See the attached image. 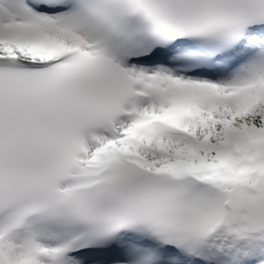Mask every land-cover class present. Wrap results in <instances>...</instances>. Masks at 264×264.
Returning a JSON list of instances; mask_svg holds the SVG:
<instances>
[{
  "label": "snow or ice",
  "instance_id": "6c2138e0",
  "mask_svg": "<svg viewBox=\"0 0 264 264\" xmlns=\"http://www.w3.org/2000/svg\"><path fill=\"white\" fill-rule=\"evenodd\" d=\"M0 264H264V0H0Z\"/></svg>",
  "mask_w": 264,
  "mask_h": 264
}]
</instances>
